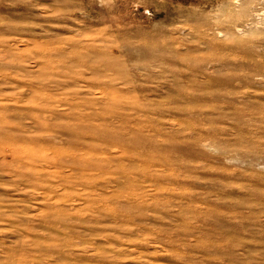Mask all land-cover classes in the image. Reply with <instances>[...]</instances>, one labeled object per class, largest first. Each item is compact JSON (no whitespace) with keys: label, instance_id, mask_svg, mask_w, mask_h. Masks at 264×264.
Wrapping results in <instances>:
<instances>
[{"label":"rangeland","instance_id":"374dc122","mask_svg":"<svg viewBox=\"0 0 264 264\" xmlns=\"http://www.w3.org/2000/svg\"><path fill=\"white\" fill-rule=\"evenodd\" d=\"M0 264H264V0H0Z\"/></svg>","mask_w":264,"mask_h":264}]
</instances>
